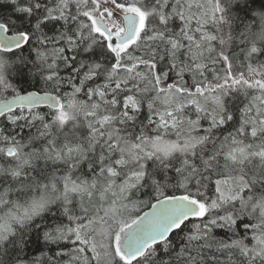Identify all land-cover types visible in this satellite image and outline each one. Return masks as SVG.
I'll use <instances>...</instances> for the list:
<instances>
[{"label": "snow or ice", "instance_id": "6c2138e0", "mask_svg": "<svg viewBox=\"0 0 264 264\" xmlns=\"http://www.w3.org/2000/svg\"><path fill=\"white\" fill-rule=\"evenodd\" d=\"M0 10V264H264V0Z\"/></svg>", "mask_w": 264, "mask_h": 264}, {"label": "trees", "instance_id": "16d2710c", "mask_svg": "<svg viewBox=\"0 0 264 264\" xmlns=\"http://www.w3.org/2000/svg\"><path fill=\"white\" fill-rule=\"evenodd\" d=\"M0 11H3V10H0Z\"/></svg>", "mask_w": 264, "mask_h": 264}]
</instances>
